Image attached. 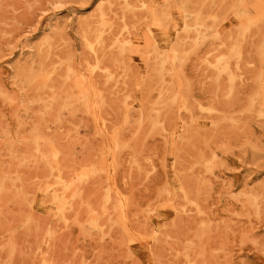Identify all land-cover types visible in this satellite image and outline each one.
<instances>
[{
  "label": "bare ground",
  "instance_id": "bare-ground-1",
  "mask_svg": "<svg viewBox=\"0 0 264 264\" xmlns=\"http://www.w3.org/2000/svg\"><path fill=\"white\" fill-rule=\"evenodd\" d=\"M93 3L92 14L76 18L79 43L71 41V23L57 19L34 51L20 48L13 93L0 80L11 124L0 114V216L28 197L58 219L85 216L94 229H110L112 209L125 200L118 184L123 134L133 130L139 161L129 160L131 170L165 178L159 197L151 190L139 211V236L120 222L129 243L139 241L158 262L168 251L173 264H221L212 245L229 235L236 215L264 223V177H251L254 171L217 190L221 216L207 212L208 177L232 143L253 159L264 156L250 129L264 125V0ZM191 70L206 102L193 99ZM81 129L99 142L96 150L77 138ZM72 145L84 152L82 162L71 161Z\"/></svg>",
  "mask_w": 264,
  "mask_h": 264
},
{
  "label": "rangeland",
  "instance_id": "rangeland-1",
  "mask_svg": "<svg viewBox=\"0 0 264 264\" xmlns=\"http://www.w3.org/2000/svg\"><path fill=\"white\" fill-rule=\"evenodd\" d=\"M93 11V0H0V80L8 92L13 93L11 69L22 46L26 45L22 48L26 53L34 51V45L40 41L44 30L57 19L71 23L68 31L71 41L76 45L79 43L76 18L79 14L90 15ZM77 54L80 55L81 51ZM189 77L193 81V99L206 102L207 96L201 88L200 77L192 70ZM119 86L124 85L121 82ZM143 95L144 90L139 89V102ZM8 111L7 104L0 102V114L7 128L11 127ZM250 129L264 145V125L253 122ZM76 136L81 142H91L95 150L99 146V142L92 139L91 132L85 129H81ZM123 142L125 148L119 158L121 167L118 184L125 200L119 209L113 204L115 209H112L110 216L111 222L115 224L110 229L106 227L104 232L94 229L86 222L85 216L71 215L67 220L58 219L53 213L34 206L33 199L27 197L18 204L9 205L6 214L0 216V264H48L43 261L46 253L52 257L49 261L52 264H173L168 251L161 259L163 262H158L155 256L142 253L139 241L130 244L129 233L119 225L124 222L130 233L139 236L142 221L139 211L147 202L151 190L155 197H159L160 183L165 178V174L159 170L154 181L144 178L137 170H131L129 160L134 158L139 161V133L126 131ZM153 143L156 146L160 144L157 140H153ZM72 148L69 151L71 161L75 164L82 162L86 156L81 147L72 145ZM253 171L251 177H255L256 173L260 174V179L264 177V156L253 159L237 142L232 143L214 174L208 177L210 202L207 212L212 217L221 216L219 209L225 202L217 199L220 196L217 190L226 184L235 185L239 175L243 178V175ZM32 172L28 171L30 174ZM235 217L234 221L228 223L230 228L226 233L229 235L219 238L212 245L218 252V261L221 264H232L234 260L236 262L233 264H264V223L249 224L246 222L247 217H243L244 220L241 216ZM233 230H237V236L231 235ZM242 234L246 238L240 250L238 238Z\"/></svg>",
  "mask_w": 264,
  "mask_h": 264
}]
</instances>
